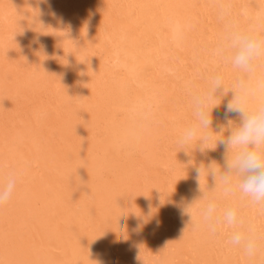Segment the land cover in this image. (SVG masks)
<instances>
[{"label":"bare ground","instance_id":"1","mask_svg":"<svg viewBox=\"0 0 264 264\" xmlns=\"http://www.w3.org/2000/svg\"><path fill=\"white\" fill-rule=\"evenodd\" d=\"M232 28L264 34V0H0V264H264V207L220 181L233 85L264 101V57L235 68ZM217 75L207 141L180 143ZM209 200L251 255L196 227Z\"/></svg>","mask_w":264,"mask_h":264},{"label":"clouds","instance_id":"2","mask_svg":"<svg viewBox=\"0 0 264 264\" xmlns=\"http://www.w3.org/2000/svg\"><path fill=\"white\" fill-rule=\"evenodd\" d=\"M223 46L231 50L229 59L232 65L251 76L254 74V62L264 57V34L232 28L226 33L222 48ZM258 84L264 88V77L258 78ZM221 87L224 89L222 78L217 75L210 80L209 93L193 97L196 122L183 131L180 143H187L199 137L202 144H205L208 137L202 133V129L208 128L211 123L206 105L210 99L216 97L215 93ZM231 91L234 97L228 105V112H238L240 122L226 139L221 140L226 146L227 156L224 170L220 171V181L226 194L238 189L251 204L264 207V101L255 109L247 110L244 106L247 89L243 80L237 81ZM233 100L237 103L233 104ZM231 124L232 121L228 120V125ZM213 174L216 175L214 171ZM233 177L238 179L235 188ZM15 187V173L0 176V205L11 200ZM241 224L242 221L234 207L220 209L215 201L209 200L200 210L196 227H205L213 236L230 229L223 241L225 246L241 248L251 255L256 249V241L250 234L251 229L249 234L240 230Z\"/></svg>","mask_w":264,"mask_h":264}]
</instances>
